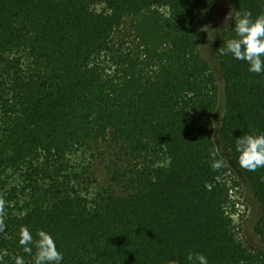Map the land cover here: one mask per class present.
<instances>
[{
  "label": "trees",
  "instance_id": "1",
  "mask_svg": "<svg viewBox=\"0 0 264 264\" xmlns=\"http://www.w3.org/2000/svg\"><path fill=\"white\" fill-rule=\"evenodd\" d=\"M264 12L261 0H230ZM211 0H0V255L33 256L19 232L53 234L63 264H262L235 226L230 162L261 213L264 168L241 169L236 139L264 132V74L220 55V87L202 53L198 13ZM131 22L130 31L117 37ZM111 141L109 182L98 188L75 157ZM104 154V150L102 149ZM225 166L210 168L212 159ZM234 184H239L234 181ZM236 210V209H235ZM6 253V255H5ZM35 248L33 247V254Z\"/></svg>",
  "mask_w": 264,
  "mask_h": 264
},
{
  "label": "clouds",
  "instance_id": "2",
  "mask_svg": "<svg viewBox=\"0 0 264 264\" xmlns=\"http://www.w3.org/2000/svg\"><path fill=\"white\" fill-rule=\"evenodd\" d=\"M261 3L264 4V0H261ZM224 19L226 22L234 20V27H231L234 37L226 41L220 55L246 62L247 71L250 73L264 74V12L253 16L250 10L232 9ZM208 29V26H203L204 31ZM235 151L238 153L237 162L241 169L255 172L259 168H264V132L239 136L235 141ZM224 166L223 159L213 158L210 163L213 171ZM2 208L0 202V211ZM3 227V221L0 220V232L3 231ZM35 236L34 240L32 231L24 226L20 229L18 239V244L23 248L24 253L33 256L32 264H63L64 254L58 249L53 234L40 229ZM186 259L188 264H209L207 256L202 252L189 251ZM0 264H4L2 255H0ZM14 264H25V260L22 256H16ZM172 264L179 262L174 260Z\"/></svg>",
  "mask_w": 264,
  "mask_h": 264
},
{
  "label": "rangeland",
  "instance_id": "3",
  "mask_svg": "<svg viewBox=\"0 0 264 264\" xmlns=\"http://www.w3.org/2000/svg\"><path fill=\"white\" fill-rule=\"evenodd\" d=\"M232 10L230 0H211V6L205 11L198 13V21L202 28L208 26V31H204L201 50L202 53L211 62L212 68L218 77L220 87V104L213 114L214 118V141L217 152L228 157L227 152L223 148L219 139V127L224 113V98H223V79L220 68V57L216 49L217 44L222 38V31L231 23V20L225 21V16ZM227 23V24H226ZM131 22L126 21V24L119 28L117 37L122 36L125 32L130 31ZM112 142L107 141L101 148H95L91 151H85L75 157L74 163L78 166V171L85 173V178L93 182L92 187L98 188L101 185H106L109 182V164L111 158L114 157L117 148L111 147ZM104 150V154L102 153ZM230 183L232 188V201L235 202V207L230 209L238 234L250 246L261 249L264 252V243L255 233V225L260 216L261 210L255 202L251 192L247 187V183L243 175L239 172L234 163L230 162ZM234 181L239 184H234ZM240 206L237 207L236 203ZM236 209V210H235ZM264 264V258L263 263Z\"/></svg>",
  "mask_w": 264,
  "mask_h": 264
},
{
  "label": "built area",
  "instance_id": "4",
  "mask_svg": "<svg viewBox=\"0 0 264 264\" xmlns=\"http://www.w3.org/2000/svg\"><path fill=\"white\" fill-rule=\"evenodd\" d=\"M231 192H232V191H231ZM232 194H233V193H232ZM236 205H237V207H239V206H240L239 202H237Z\"/></svg>",
  "mask_w": 264,
  "mask_h": 264
}]
</instances>
